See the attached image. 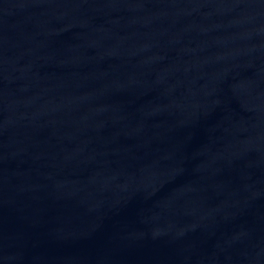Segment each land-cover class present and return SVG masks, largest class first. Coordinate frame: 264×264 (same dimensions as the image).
Listing matches in <instances>:
<instances>
[{
	"label": "water",
	"instance_id": "95a60500",
	"mask_svg": "<svg viewBox=\"0 0 264 264\" xmlns=\"http://www.w3.org/2000/svg\"><path fill=\"white\" fill-rule=\"evenodd\" d=\"M0 264H264V0H0Z\"/></svg>",
	"mask_w": 264,
	"mask_h": 264
}]
</instances>
